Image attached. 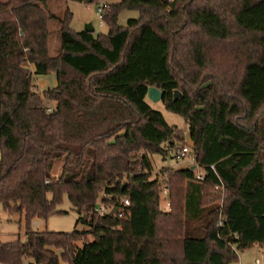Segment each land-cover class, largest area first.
Wrapping results in <instances>:
<instances>
[{"label":"trees","instance_id":"trees-1","mask_svg":"<svg viewBox=\"0 0 264 264\" xmlns=\"http://www.w3.org/2000/svg\"><path fill=\"white\" fill-rule=\"evenodd\" d=\"M125 8L139 15L119 25ZM71 17L68 9L61 16L49 11L46 0H0V206L23 215L27 225L66 212L57 208L66 194L76 225L85 226L69 232L27 227L22 239L0 241V262L229 264L238 251L263 247L264 0L106 2L100 19L108 31L98 35L70 29ZM50 20L59 26L54 56ZM188 24L205 39H227L233 26L248 34V46L235 53L244 59L239 71L201 76L206 41ZM173 31L186 33L188 41L178 44L188 47L199 69L188 80L172 67ZM51 72L55 90L38 91L34 75ZM149 86L161 90L166 110L184 118L203 171L198 180L195 168L162 170L168 209L159 203L161 181L150 179L149 154L165 157L178 135L147 103ZM58 158L63 163L52 176ZM175 176L185 181L178 207L169 182ZM99 195L118 209L99 216ZM122 196L128 205L119 203Z\"/></svg>","mask_w":264,"mask_h":264},{"label":"rangeland","instance_id":"rangeland-1","mask_svg":"<svg viewBox=\"0 0 264 264\" xmlns=\"http://www.w3.org/2000/svg\"><path fill=\"white\" fill-rule=\"evenodd\" d=\"M1 1H8V0H1ZM30 2H35L37 0H27ZM104 2L102 3H113L118 0H101ZM46 7L49 11L56 13L57 15L61 16L66 9H68L72 13L71 20L69 22V28L74 31L83 30L86 25H91L93 28V34H105L108 31V26L104 21L99 18L97 7L95 3H84L78 2L74 0H46ZM139 13L137 9H122L118 14V24L125 25L128 18H136L138 17ZM231 22V19H230ZM48 53L49 55H56L59 50V37H58V23L55 20L48 21ZM188 28L192 30H197L198 33L203 37L206 41V61L207 67L200 70L201 76L205 74V71L209 72H232V71H239L235 66L241 68L243 57L242 55H238L235 58V53L238 52L241 54V51L248 46V42L250 40V36L242 35L238 32L234 26L231 28L230 37L224 40H215V39H205V36L202 34L201 30L198 27H194L190 24L187 25ZM172 33H177L172 38V48H171V63L174 72L184 77V79L188 80L192 75L197 73L199 69L196 67L195 63L192 60V56L188 47L183 44H178V41L184 43L188 41V36H186L184 31L178 32L173 31ZM186 36L183 38L184 41H181L180 36ZM33 82L38 91L42 89H52L55 90V86H52L51 82H55V74L51 72L47 75H34ZM57 84V83H56ZM147 103L150 106L158 111H160L165 119V121L174 126L177 129L178 140H176L174 145V150H171L169 154H166L163 157L159 153H151L149 154L150 161L153 166V170L151 172L150 179H157L161 181L160 186V206L163 209H168L169 203V190L167 194L163 193V188L167 187L165 184L164 176L162 174V170L164 168L171 167L173 171L178 168H183L185 166L190 167L191 165L195 164L191 162V158L186 157L183 159L176 160L173 157V152L176 151L178 148L183 146H188L189 149L192 147V142L189 139V131L187 124L185 123L184 118L176 113L168 111L165 109L161 101H151L146 96ZM48 106L54 107L56 104L53 100H46L45 101ZM193 154L191 153V157ZM63 163L62 158L55 159L53 162V166L51 169L52 176H57L60 172L61 165ZM196 165V164H195ZM196 172H203L202 169L195 167ZM162 179V180H161ZM170 182V190L171 196L175 201L176 206L178 207L181 203V195L184 192L185 188V181L180 177H172L169 179ZM209 191L211 189H208ZM100 194H102L100 192ZM205 195V191H204ZM224 193L220 192V197L217 201L219 204H222V198ZM100 202V195L96 199V203ZM205 202V197H204ZM58 209L64 210L66 212L61 213H53L49 215L46 219H39L38 221L43 225L45 228L43 230L49 231H62V232H69L75 228L85 229L84 225H76V219L78 217L77 212L72 208L66 194H63L61 197V202L57 206ZM33 226V221H29L26 225L24 221L23 215L16 214V213H9L8 211L4 210L3 207L0 206V241H10L14 240L17 237L21 239L24 237V232L27 227L31 228ZM32 229V228H31ZM40 230V231H43ZM238 257L236 260L231 261L229 264H256V259H259L262 264H264V252L262 251V246L259 244H254L251 247L245 248L242 251L237 252ZM28 261V260H27ZM29 261H32L29 259ZM0 264H4L0 262ZM22 264H27L26 259L22 261ZM59 264H68L64 259L59 257Z\"/></svg>","mask_w":264,"mask_h":264},{"label":"built area","instance_id":"built-area-1","mask_svg":"<svg viewBox=\"0 0 264 264\" xmlns=\"http://www.w3.org/2000/svg\"><path fill=\"white\" fill-rule=\"evenodd\" d=\"M103 5L104 3L101 4V2L98 4V7H97V11H98V15H99V18L101 17V13H102V9H103ZM173 157L176 159V160H179V159H183V158H186V157H190L191 158V162L192 163H195V156L193 155L191 157V151L189 149L188 146H183V147H180L178 148L176 151L173 152ZM196 164V163H195ZM194 165V168L197 166V164ZM192 166V165H191ZM198 167V166H197ZM199 168V167H198ZM196 179L200 180L202 179V173L199 171V172H196ZM163 193L164 194H167V190L166 189H163ZM117 200L119 201V203L122 205V206H126L129 204V200L127 197L125 196H122V197H118ZM168 205V204H167ZM118 208H116L117 210ZM95 212L99 215V216H102L104 215L106 212L112 210V206H110L108 203H104L100 200V202L97 204L96 203V206L94 208ZM121 214H119L120 216ZM262 251L264 252V246L262 247ZM256 264H262V262L259 260V259H256Z\"/></svg>","mask_w":264,"mask_h":264},{"label":"water","instance_id":"water-1","mask_svg":"<svg viewBox=\"0 0 264 264\" xmlns=\"http://www.w3.org/2000/svg\"><path fill=\"white\" fill-rule=\"evenodd\" d=\"M85 31L88 32H93V28L91 27V25H86V27L83 29ZM179 94L178 90L175 91L174 93V97H177ZM146 96L151 100V101H160L161 97H162V92L159 88L155 87V86H149L147 88V93ZM190 169H194V165L190 166ZM116 209L113 208L110 212L113 213Z\"/></svg>","mask_w":264,"mask_h":264},{"label":"crops","instance_id":"crops-1","mask_svg":"<svg viewBox=\"0 0 264 264\" xmlns=\"http://www.w3.org/2000/svg\"><path fill=\"white\" fill-rule=\"evenodd\" d=\"M29 69L31 70V72L34 71V66L32 64L29 65ZM55 74V73H54ZM37 76V75H36ZM57 83L56 81V74H55V82H51L52 86H55ZM36 85V84H35ZM45 89H42L41 91H43ZM40 91V92H41ZM187 166L183 167V168H186ZM179 169V168H178ZM168 208V207H167ZM39 219H43V218H39V217H34L31 219V221H33V226L31 227L32 230H35V231H40V230H43L45 227L43 225H41V223L38 221ZM26 259V262L27 264H29L31 261H29V258H25ZM24 259V260H25ZM28 260V261H27Z\"/></svg>","mask_w":264,"mask_h":264}]
</instances>
